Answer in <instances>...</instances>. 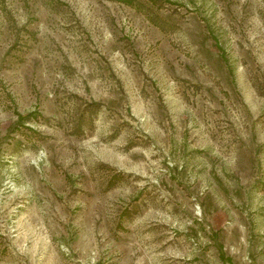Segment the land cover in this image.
Segmentation results:
<instances>
[{"label":"rangeland","instance_id":"obj_1","mask_svg":"<svg viewBox=\"0 0 264 264\" xmlns=\"http://www.w3.org/2000/svg\"><path fill=\"white\" fill-rule=\"evenodd\" d=\"M0 0V264H264V0Z\"/></svg>","mask_w":264,"mask_h":264},{"label":"trees","instance_id":"obj_2","mask_svg":"<svg viewBox=\"0 0 264 264\" xmlns=\"http://www.w3.org/2000/svg\"><path fill=\"white\" fill-rule=\"evenodd\" d=\"M117 1H121V2H124V3H127V4H133V0H117Z\"/></svg>","mask_w":264,"mask_h":264}]
</instances>
